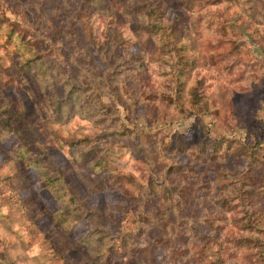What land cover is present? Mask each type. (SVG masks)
Returning a JSON list of instances; mask_svg holds the SVG:
<instances>
[{"label": "rangeland", "instance_id": "obj_1", "mask_svg": "<svg viewBox=\"0 0 264 264\" xmlns=\"http://www.w3.org/2000/svg\"><path fill=\"white\" fill-rule=\"evenodd\" d=\"M83 2L0 0V264H264V0Z\"/></svg>", "mask_w": 264, "mask_h": 264}, {"label": "trees", "instance_id": "obj_2", "mask_svg": "<svg viewBox=\"0 0 264 264\" xmlns=\"http://www.w3.org/2000/svg\"><path fill=\"white\" fill-rule=\"evenodd\" d=\"M82 1H84V2L88 1L89 2V0H82ZM91 1L89 3H91ZM95 1H96L97 5H103L104 4V0H95ZM130 1L135 3V9L138 12H140L141 14H144V16L147 17L148 23H147L146 29H147L148 33L158 34L160 31L163 30V28H164L163 15H164L165 10H164V5H163L162 0H130ZM81 8H83V7H81ZM85 10H86V8H85ZM91 10H94V8H92ZM79 12H80L81 17L83 18L85 11H79ZM90 14H92V13H89V15ZM5 20H6V18H5ZM2 21L3 20L0 19V25L3 23ZM16 35H17L16 31H14V32H11L10 36L16 38L17 44H18V46H17L18 51L20 52V54L23 58L26 57L24 60H22V63L24 62V66L27 68L26 70H32L35 67L34 65H37L38 67H40L42 69H45V63H47V62H46V60H44L42 53L36 52V48L30 46L29 44L23 45V43L25 42V38L19 37ZM20 46H23L25 52L19 50ZM20 68H22V66ZM74 83L75 82L73 81V78H69L67 80H64V82H63V84H61V86L66 89V92L64 91L65 96L63 98H60L58 101L51 102L52 103V109H53L54 113H56L57 115H58L63 104L68 106L71 103L72 98L80 97L82 94H84V92L87 93L88 91L91 90L90 89V90L81 91L77 88V86H75L76 84H74ZM103 83L106 86H109L108 80H104ZM92 89L97 90V87H93ZM190 95L192 97L191 99L193 101V105H195V106H197V105H201V106L202 105L203 106L208 105L207 100L203 96H200L197 93H195V94L191 93ZM3 113L7 115V118L4 121V126L6 127V129H8L10 132L14 133L18 138L22 139L24 128H27V126H28V123L24 120L23 116L18 115V114H14V113L13 114L11 113L9 115L7 111H4ZM127 131L128 130L126 128H124L123 134L125 135ZM113 135H114V138L118 137V132H114ZM105 139L106 138H104L103 141ZM76 146H77L76 143L69 144L70 149H72V147H76ZM23 161H25V160H23ZM28 165H34V164L29 163ZM34 167H38V164L34 165ZM60 180H61V178L57 179V181H60ZM53 182H54V179H53ZM44 187H46L50 191H54L55 186H51V184L48 183L46 186L44 185ZM57 199L63 203H66V196H59V197H57ZM67 201H68V214L79 213L78 208H71L72 207L70 205L71 202H72V205L75 206V204H73L75 202V200L72 198L71 195ZM166 207H167V205H166ZM166 210H168V209H166ZM91 211L98 212L96 210V208L92 209ZM93 215H95V214H92V216ZM95 217L97 218V216H95ZM94 221H95V225H94L93 229L96 228V230H94V231L101 229V224L98 222V220L94 219ZM94 231L91 232L90 235H93ZM2 261L4 262V264H15L14 261L11 259V257L5 253L2 254Z\"/></svg>", "mask_w": 264, "mask_h": 264}]
</instances>
